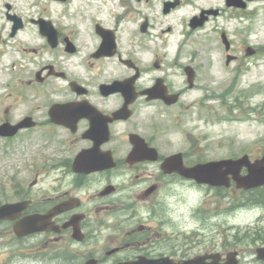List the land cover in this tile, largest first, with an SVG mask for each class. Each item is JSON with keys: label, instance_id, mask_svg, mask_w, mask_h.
I'll use <instances>...</instances> for the list:
<instances>
[{"label": "flooded vegetation", "instance_id": "1", "mask_svg": "<svg viewBox=\"0 0 264 264\" xmlns=\"http://www.w3.org/2000/svg\"><path fill=\"white\" fill-rule=\"evenodd\" d=\"M185 4L161 0L155 13L150 0H0V264H264V184L184 174L224 158L185 128L193 116L222 119L218 80L201 85L182 41H156ZM225 14L244 10L224 0L181 26L228 35ZM230 44L224 68L241 59Z\"/></svg>", "mask_w": 264, "mask_h": 264}, {"label": "rangeland", "instance_id": "2", "mask_svg": "<svg viewBox=\"0 0 264 264\" xmlns=\"http://www.w3.org/2000/svg\"><path fill=\"white\" fill-rule=\"evenodd\" d=\"M160 1L150 0V7L146 9L159 13ZM187 2L188 4L164 18L162 27L170 24L175 30L171 33H160L156 41L168 44L182 41L183 48L192 51L194 65L200 67L201 85H204L205 78V83L211 84V79L215 77L218 80V91L229 89L231 93L222 97L223 108L218 111L221 120L212 122L209 113V122L205 124L194 120L193 116L190 122L187 121L185 128L192 130L193 137L200 134L206 137L207 140L201 143L207 144L206 154L210 157H232L241 153L249 154L258 148L264 150V0L248 3L241 17L228 19L225 14L218 19L220 23H226V31L233 42V49L242 56L237 65L233 62L229 68L223 67L225 51L219 35L210 31V25L190 35H187V27L181 26V21L187 19L199 7L223 6L224 0ZM243 44L251 45L256 49V53L245 57ZM233 70H237V76ZM197 92H190V98L195 97ZM193 111L195 112V109ZM175 137L179 138L180 133L175 134ZM211 193L212 191H209V196ZM224 194L223 203L228 204L232 193ZM202 195L200 192L192 193V203ZM240 203H243V200Z\"/></svg>", "mask_w": 264, "mask_h": 264}, {"label": "water", "instance_id": "3", "mask_svg": "<svg viewBox=\"0 0 264 264\" xmlns=\"http://www.w3.org/2000/svg\"><path fill=\"white\" fill-rule=\"evenodd\" d=\"M173 4L174 3H168ZM226 4L228 6H236L240 8L246 7V2L244 0H227ZM218 10L209 9L203 10L201 16H194L191 19L192 28L202 25L206 16H202L204 13L217 14ZM222 41L225 44L226 50L229 48V42L224 34L221 35ZM246 55H251L255 51L254 49L247 47ZM232 56H227L226 62L228 63ZM264 157L258 162H251L248 155L244 154L239 158H227L218 161H210L208 163L199 164L187 170L186 175L194 178L200 183H208L213 186H225L230 185V179L235 181L236 186L239 188L250 189L252 187L264 184ZM242 167H246L247 173L245 175L240 174Z\"/></svg>", "mask_w": 264, "mask_h": 264}]
</instances>
